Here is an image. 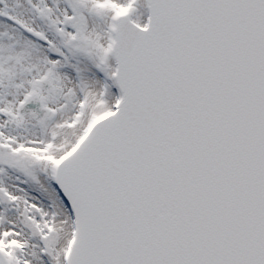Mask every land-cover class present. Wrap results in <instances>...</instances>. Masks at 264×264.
<instances>
[{
    "label": "snow or ice",
    "instance_id": "1",
    "mask_svg": "<svg viewBox=\"0 0 264 264\" xmlns=\"http://www.w3.org/2000/svg\"><path fill=\"white\" fill-rule=\"evenodd\" d=\"M0 264H264V0H0Z\"/></svg>",
    "mask_w": 264,
    "mask_h": 264
}]
</instances>
